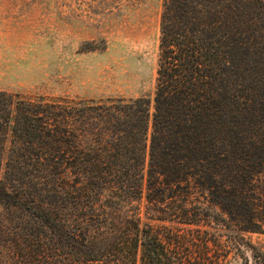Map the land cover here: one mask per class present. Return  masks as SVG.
Wrapping results in <instances>:
<instances>
[{"label":"trees","instance_id":"trees-1","mask_svg":"<svg viewBox=\"0 0 264 264\" xmlns=\"http://www.w3.org/2000/svg\"><path fill=\"white\" fill-rule=\"evenodd\" d=\"M232 256L264 264V0H162L151 96L0 90V264Z\"/></svg>","mask_w":264,"mask_h":264},{"label":"rangeland","instance_id":"rangeland-1","mask_svg":"<svg viewBox=\"0 0 264 264\" xmlns=\"http://www.w3.org/2000/svg\"><path fill=\"white\" fill-rule=\"evenodd\" d=\"M161 1L0 0V90L22 98L151 96Z\"/></svg>","mask_w":264,"mask_h":264}]
</instances>
